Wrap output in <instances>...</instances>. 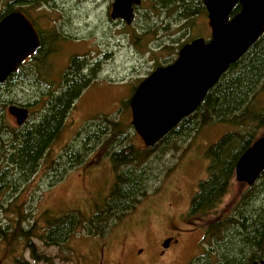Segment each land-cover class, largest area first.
Here are the masks:
<instances>
[{"label":"trees","instance_id":"16d2710c","mask_svg":"<svg viewBox=\"0 0 264 264\" xmlns=\"http://www.w3.org/2000/svg\"><path fill=\"white\" fill-rule=\"evenodd\" d=\"M204 9L202 0L182 1L180 20L190 22ZM234 9L235 13L240 5ZM85 70L81 66L80 74L78 68L71 67L67 71L65 91L51 99L37 125L22 130L9 141L14 151L9 159L14 164L0 163V264H25L24 252L27 251L37 262L52 261V257L40 251L36 240L42 241L44 247H50L66 244L77 233L93 237L106 235L113 224L132 211L148 192V180L151 179L147 152L170 138L189 137L192 132L215 122L229 123L234 129L225 132L207 150L210 158L208 177L199 184L190 215L207 218L204 241L210 248L189 264H252L255 259L264 258V202L261 204L260 198L264 193V171L248 192L242 193V202L239 199L235 208L221 210L234 179L236 162L252 143L256 130L264 124V111L258 101L264 80V31L209 89L200 106L154 146L141 149L127 143L129 124L123 119L104 116L91 126L95 129L88 130L87 137L79 145L67 148L58 158L50 160L46 149L64 127L84 89L97 78L95 69ZM1 143L5 145L6 140ZM93 151L109 157L117 174L102 207L89 217L78 210L58 216L45 211L33 217L36 210L30 209V203L34 205L36 197L31 195V182L43 166L46 165L47 173H53L48 178L53 186L70 169L84 163Z\"/></svg>","mask_w":264,"mask_h":264},{"label":"rangeland","instance_id":"374dc122","mask_svg":"<svg viewBox=\"0 0 264 264\" xmlns=\"http://www.w3.org/2000/svg\"><path fill=\"white\" fill-rule=\"evenodd\" d=\"M88 8L90 7L86 6V9L81 11V31L84 27H88L84 22ZM202 13L190 22L179 20L171 24L170 21L167 23L165 30L167 59L174 56L171 53L179 43L181 46L182 43L197 37L207 39L210 36H208V17L205 12ZM93 19L104 21V16L92 17L85 21L90 22ZM138 23L143 27L146 25L145 21L136 22L131 29L139 28ZM86 28L81 33V37L89 34ZM90 28L93 39L99 37L110 39L108 44L112 43L109 48L112 53L108 55L112 59L104 58L102 66L95 68L97 79L84 89L66 118L64 127L51 144L49 149L51 160L58 158L67 148H75L77 143L79 145L81 140L87 137L88 130L95 129L91 126L104 116L123 119L129 124L127 143L141 149L145 148L142 138L136 133L133 125L130 126L132 124L130 98L143 80L138 79L153 70L140 65L132 66L138 58L147 63L146 60L152 55L138 53L144 47L138 46L139 44L136 47L132 40L119 36L120 30L114 25L110 28V24L101 23ZM92 38L88 39L91 41ZM144 38L146 39V36ZM88 44L87 40H81V52ZM105 50L107 48L102 47V51ZM65 70L66 68L57 74L60 69H55L54 77L60 79ZM123 77L134 80H126L122 84L106 83L110 79ZM262 83L258 101L264 111V80ZM106 86L115 88L107 91ZM232 129L234 128L229 123L215 122L192 132L189 137L170 138L158 145L155 150L147 152L148 174L151 179L148 180V192L132 211L113 224L106 235L93 237L77 233L66 244L50 247H44L42 241L35 239L40 251L52 257V261L37 262L27 251L24 252L27 262L25 264H189L196 256H202L207 248H210L204 241V227L207 221L201 216L204 221L190 224L186 215L187 206L194 192L198 190L199 183L208 177L210 158L207 150L225 132ZM255 134L258 137L264 134V124ZM44 167L46 165L31 182V195L36 197L35 204L30 203L32 205L30 209L36 210L32 214L33 217H38L45 211L58 216L73 210H78L89 217L106 202L117 176L110 158L103 152L96 154V151L89 154L84 163L70 169L65 177L53 186L48 181L53 173H47ZM246 188V183L237 181L234 174L221 210L228 211L235 208L239 199L242 202L244 198L242 193ZM180 189L181 194L178 193ZM252 193L251 199L254 196ZM260 198L262 204L264 193ZM170 202H174L172 207L169 205ZM182 214L186 215L185 220L178 218ZM168 235H174L175 240L166 249L162 242ZM162 247L166 249L164 253H161Z\"/></svg>","mask_w":264,"mask_h":264},{"label":"flooded vegetation","instance_id":"af4514ba","mask_svg":"<svg viewBox=\"0 0 264 264\" xmlns=\"http://www.w3.org/2000/svg\"><path fill=\"white\" fill-rule=\"evenodd\" d=\"M182 1L191 3L193 0H139V2L131 4L133 19L131 23H127L125 17L113 16V14H117L114 13L116 0H0V76H3V79H0V154H2L0 163L14 164V161L9 159L10 154L14 152L9 142L10 139L14 140L22 130L37 125L43 116L44 108L49 107L51 99L65 91L67 86L66 75L71 67L78 68L81 74V66L86 68L85 71L87 72V70L102 66L104 58L112 59L108 55L112 53L109 50L112 43L108 44L110 39L105 40L102 37L93 39L91 26H99L102 23L110 24L111 28L114 25L115 28L120 30L119 36L122 38L124 36L129 41L132 40L136 47L138 44V46L144 47L143 50L138 49V53L152 55L149 60H146L147 63L138 58L133 62L132 67L140 65L154 70L159 66L172 63L182 47L180 43L177 45L180 47L179 49L175 46L174 51L171 53L175 57L167 59L165 53L166 25L169 21V24H171L181 19ZM86 6L90 7L85 14L86 17H84V22L88 24V27H84L81 31V11L85 10ZM240 9L235 13L239 12ZM234 10L232 15L235 14ZM203 12L208 17L206 8ZM198 15H194L191 20ZM102 16H104V21L101 19L98 21L97 19L90 22L85 21L86 19H92V17L101 18ZM140 21H145V27L138 23L139 28L131 29L136 22ZM207 25H209V19ZM24 28L28 29L29 34L22 39L21 33ZM85 28L89 34L81 37V33ZM115 28L112 30L114 31ZM209 29L208 36H210L206 40L211 37L210 25ZM144 36H146V39ZM88 38H92L91 41ZM37 39L38 44L34 47ZM81 40L89 42L82 52ZM133 44L129 43V45ZM102 47L107 48V50L103 52ZM20 50L30 51L23 59L19 60V57L21 58ZM176 52L177 55H175ZM64 68L66 70L62 72L60 79L54 77L55 69H60V72L57 71V74H59ZM145 76L138 80L144 79ZM126 80L134 79L123 77L116 80L110 79L106 83L119 82L122 84ZM113 88L115 87L106 86L105 90L109 91ZM13 108L17 111L26 108L27 112L24 117H21L11 112ZM262 136L264 134L260 135V137ZM260 137L255 135L252 143ZM4 139L6 140L5 145L1 143ZM50 147L46 149L48 155ZM5 156H8V158L5 159ZM246 185L247 188L243 191V194L253 184L248 185L246 183ZM199 190L198 187L193 198ZM178 193L181 194V189ZM193 198L191 197L188 203V214H186L190 224L201 222L200 220L204 221L202 215H190ZM169 205L172 207L174 202H170ZM186 215L182 214L178 218L185 220ZM205 221H207V218H205ZM174 240V235L166 236L162 242L163 247L169 248ZM163 247L161 253L166 251ZM197 257L199 256H196L193 260ZM260 260H264V258L255 259L254 261Z\"/></svg>","mask_w":264,"mask_h":264},{"label":"water","instance_id":"95a60500","mask_svg":"<svg viewBox=\"0 0 264 264\" xmlns=\"http://www.w3.org/2000/svg\"><path fill=\"white\" fill-rule=\"evenodd\" d=\"M208 11L211 37L185 43L176 59L159 66L140 82L130 98L132 125L145 146H154L203 102L207 92L237 62L264 31V0H202ZM139 0H116L114 17L133 19L131 4ZM236 5L239 12L232 15ZM29 34L23 29L22 39ZM38 44V39L34 47ZM30 50L22 51L21 58ZM18 54V53H17ZM3 79V76H0ZM24 117L27 109H11ZM264 170V136L239 157L235 178L252 185ZM252 264H264V260Z\"/></svg>","mask_w":264,"mask_h":264}]
</instances>
